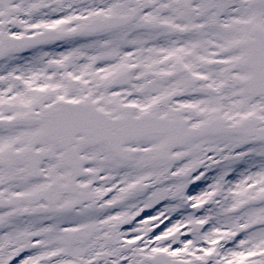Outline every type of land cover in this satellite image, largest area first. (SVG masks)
<instances>
[{
    "label": "snow or ice",
    "instance_id": "snow-or-ice-1",
    "mask_svg": "<svg viewBox=\"0 0 264 264\" xmlns=\"http://www.w3.org/2000/svg\"><path fill=\"white\" fill-rule=\"evenodd\" d=\"M0 264H264V0H0Z\"/></svg>",
    "mask_w": 264,
    "mask_h": 264
}]
</instances>
